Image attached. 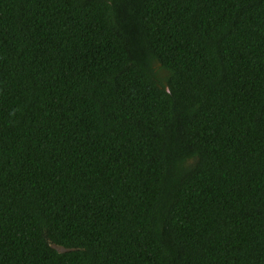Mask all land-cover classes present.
<instances>
[{
  "label": "trees",
  "instance_id": "obj_1",
  "mask_svg": "<svg viewBox=\"0 0 264 264\" xmlns=\"http://www.w3.org/2000/svg\"><path fill=\"white\" fill-rule=\"evenodd\" d=\"M0 264H264V0H0Z\"/></svg>",
  "mask_w": 264,
  "mask_h": 264
},
{
  "label": "water",
  "instance_id": "obj_2",
  "mask_svg": "<svg viewBox=\"0 0 264 264\" xmlns=\"http://www.w3.org/2000/svg\"><path fill=\"white\" fill-rule=\"evenodd\" d=\"M57 249H58L59 251H66V250H67L66 248H63V247H57Z\"/></svg>",
  "mask_w": 264,
  "mask_h": 264
}]
</instances>
